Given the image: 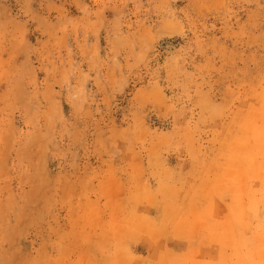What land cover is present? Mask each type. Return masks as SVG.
Wrapping results in <instances>:
<instances>
[{
  "label": "rangeland",
  "instance_id": "obj_1",
  "mask_svg": "<svg viewBox=\"0 0 264 264\" xmlns=\"http://www.w3.org/2000/svg\"><path fill=\"white\" fill-rule=\"evenodd\" d=\"M0 264H264V0H0Z\"/></svg>",
  "mask_w": 264,
  "mask_h": 264
}]
</instances>
